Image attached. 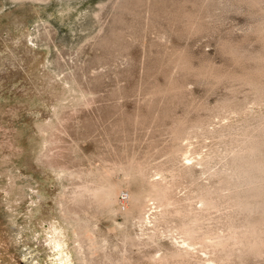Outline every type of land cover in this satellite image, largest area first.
I'll return each instance as SVG.
<instances>
[{"label":"rangeland","instance_id":"rangeland-1","mask_svg":"<svg viewBox=\"0 0 264 264\" xmlns=\"http://www.w3.org/2000/svg\"><path fill=\"white\" fill-rule=\"evenodd\" d=\"M258 1L0 0V34L12 39L26 32L27 46L38 53L35 61H48L51 74L67 80L76 92L54 81L50 86L51 98L61 99L63 108L59 120L44 125L53 143L51 156L42 157L36 127L41 113L50 109V97H27L24 110L12 90L25 84L26 75L32 79L35 63L20 61L19 73L0 72V264H55L58 253L41 245L42 220L48 213L59 215L56 202L62 185L84 178L60 184L48 164L80 172L106 162L133 161L147 168L150 179H158L161 168L168 169L162 174L169 179L170 167L185 164L191 174L179 179L174 196L193 205L197 199L188 197L196 195L197 184H219L215 170L225 167L244 134L264 123V34L258 31L264 0ZM19 22L24 26L15 28ZM4 42L0 39V58L6 52ZM82 93L86 100H78ZM218 186L228 196L230 189ZM125 191L117 193L120 200ZM226 210H213L215 217L210 214L203 226L213 224L214 232L223 235L219 220ZM104 216L100 214L98 226L110 235L107 252L114 257L128 254L134 261L129 264H145L141 257L147 252L158 256L167 248L185 247L177 221L157 223L158 244H151L146 242L154 230L151 224L128 227L115 215L121 229L143 242L124 251L122 233H107L113 229L112 216ZM199 255L211 264L209 254ZM91 257L93 264H100L103 253ZM233 259L215 260L264 264V257Z\"/></svg>","mask_w":264,"mask_h":264},{"label":"bare ground","instance_id":"bare-ground-1","mask_svg":"<svg viewBox=\"0 0 264 264\" xmlns=\"http://www.w3.org/2000/svg\"><path fill=\"white\" fill-rule=\"evenodd\" d=\"M251 1L259 2L258 0ZM256 5L254 4V6ZM17 26L15 28L23 27L24 22H19ZM258 31L259 34H264V16ZM1 32H4V30ZM24 34L26 32H19L18 37L12 39L6 34L0 36V39L5 41L4 43L7 42L6 52L0 58V72L4 71L10 74V72L16 71V73H19L23 66H21V62L26 64L27 62L29 64L35 63L31 69L33 72L31 73L32 79L27 78L25 74V84L12 90L13 97L16 95L19 98L17 103L24 110L28 104L27 97H33V99L34 97L44 99L45 95L50 97V109L48 112L41 113L43 119L41 118L40 125L36 127L42 137L39 156L48 157L50 150H52L50 145L53 141L47 138L44 125H50L53 119L59 120L58 114L63 108L61 99L58 97L51 98L52 92L49 88L54 81L69 93L75 92V89L67 80L58 78L57 74L52 75L53 73L50 72L47 64L48 61H45L44 58L38 62L35 61L38 53L27 46V38ZM14 45L16 47H13ZM262 70L264 71V69ZM2 78L3 76L0 73V80ZM243 80V83L249 81L247 76ZM254 81L252 79V82L250 81L248 85L252 87L251 84ZM255 84L258 83L255 82ZM255 87L261 88L258 85ZM78 100H86L85 94H80ZM9 109L12 108L9 107ZM240 142V148L233 152L225 167L220 168L221 170L218 169L219 171H212L214 172L213 176L217 178L224 190L226 187H228L226 188L227 191L230 189L228 196L220 194L219 189L221 186L219 187V184L215 187L197 184L195 187L196 195L187 196L190 200L192 198L197 199L194 205L187 202L189 200L183 203L174 196V191L180 182L179 179L190 172V166L185 164L180 168L170 167L169 179L163 177L162 174L168 169H159L160 177L150 179L148 178L147 168L133 161L126 163L106 162L100 168L95 167L80 172L69 171L63 165H56L55 167V164H48L52 168L55 180L60 184L64 179L72 180L83 177L84 180L81 179L83 181L69 187L62 185L59 199L56 202L59 215L53 216L48 213L45 219L42 220L45 238L41 245L50 253H58L57 257L53 259L55 264H93L91 254L96 251L103 253V260L100 264H129L133 261V258L131 259L128 254L114 257L107 252L109 244L107 241L110 240L107 237H110V235L105 234L106 232L103 235L100 232L98 221L100 214L104 216L109 213L112 216L108 218L113 224V229H108L107 233L118 232L119 234V231L122 233L120 237L124 251L127 248L138 247L143 242L136 235L129 234L124 228V230L121 229L120 225L116 223L117 217L115 215H121L126 224L129 223L130 226L143 227L147 223L151 224L154 230L148 234L146 239V242L151 244H158V235L155 230L157 223L177 221L178 225L175 227L179 232L178 234L181 235L185 247L182 249L177 247L174 249L167 248L158 256L147 252L143 257L140 256L141 261L145 264H206L199 252H203L205 255L209 254L211 257L208 256L209 259H207L211 264H217L216 260L228 261L234 260L233 258L250 260L264 257V123L259 124L254 131H248L247 134H244ZM176 151H180V146H177ZM205 166L208 168L207 164ZM121 188L126 189V196H123L120 200L117 193ZM70 207H80V213ZM225 209L227 210L224 213ZM213 210L218 212L224 210L222 211L224 214L221 213L223 216H220L221 220L218 218H216L217 220L214 219V222L211 220L213 223H217L218 220L224 223L226 232L222 229L225 232L223 235L214 232L216 229L214 230L213 224L203 226V221L210 218L209 216ZM106 221L107 219L104 220V222ZM129 224H127L128 227H130ZM218 229L217 231H219ZM69 243H71L70 247L68 246ZM84 248L89 255L86 254ZM70 250L74 253L72 257L69 255ZM50 253L48 255H51Z\"/></svg>","mask_w":264,"mask_h":264}]
</instances>
